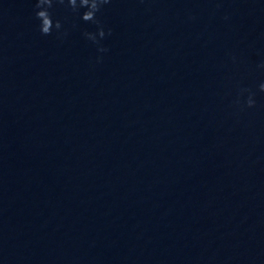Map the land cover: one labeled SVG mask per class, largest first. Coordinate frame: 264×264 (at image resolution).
<instances>
[{
	"label": "clouds",
	"instance_id": "obj_1",
	"mask_svg": "<svg viewBox=\"0 0 264 264\" xmlns=\"http://www.w3.org/2000/svg\"><path fill=\"white\" fill-rule=\"evenodd\" d=\"M111 2L112 0H35V17L39 21V31L42 35H51L53 30H55L58 38L67 35L63 23L58 19H53L51 10L55 5H65L70 8L73 13H80V10L84 9V11L80 13V18L85 22H91L97 25V30L96 32H84L83 35L87 40L99 45L100 40L105 37L106 32L103 25L97 19V13L101 11L103 6ZM107 35H111L110 29ZM98 51L106 52L107 49L100 46L98 47ZM258 67L264 68V63L258 65ZM259 91L264 93V83L259 85ZM244 93H247V98L243 104H241L239 96H243ZM255 95L256 93L251 89H241L235 103L241 106V110H243L244 107L253 108L256 104Z\"/></svg>",
	"mask_w": 264,
	"mask_h": 264
}]
</instances>
